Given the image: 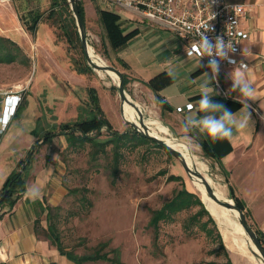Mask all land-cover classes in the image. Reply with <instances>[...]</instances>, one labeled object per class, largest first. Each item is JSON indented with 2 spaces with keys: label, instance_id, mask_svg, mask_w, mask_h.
I'll list each match as a JSON object with an SVG mask.
<instances>
[{
  "label": "rangeland",
  "instance_id": "obj_1",
  "mask_svg": "<svg viewBox=\"0 0 264 264\" xmlns=\"http://www.w3.org/2000/svg\"><path fill=\"white\" fill-rule=\"evenodd\" d=\"M80 1L85 8L90 45L105 63L123 71L122 66L114 61L113 52L107 48L105 31L97 19L96 9L101 4L98 0ZM62 4L63 0H0V36L15 42V45L7 41L0 45V90L21 89V99L13 116L15 125L20 127L2 146L4 164L1 172L11 173L17 161L27 157L31 146L40 142L36 145L33 163L25 173L27 186L32 185L37 175L46 176L41 198L34 202L36 211L46 227L47 208L52 207L53 219L64 245L77 253L84 252V246L92 248L99 242L109 241L111 248H119L126 264H228L227 253L215 234L209 235L208 230L200 229V223L195 221L192 224L195 233L190 234L186 229L185 224L197 207L183 210L175 215L174 220L161 223L157 243L163 252H156L155 231L149 226L152 211L160 208L182 187L181 181L170 180L169 176H182L187 188L202 197L196 181L163 147L151 142L127 141L119 146L111 142L102 152L92 143L70 146L63 135H57L51 143H43L42 137L47 131L58 130L61 123L88 116L90 87L96 89L105 116L114 130L125 132L132 128L124 111L122 113L117 82L112 75L90 68L82 75L73 71L88 62L77 34L70 44L64 37L59 24L65 16L69 21L71 6L68 3L66 10ZM53 9L58 13L54 26L53 18L47 19ZM31 13L43 15L36 34L25 24ZM7 52L12 53L13 61L8 60L12 55ZM128 80L127 91L138 103L146 126L149 121L166 126L167 134H159L165 138L178 137L166 139L188 157L194 156L195 160L191 159L199 168L198 162H205L207 168L202 170L203 173L211 177L215 189L227 196L228 188L219 180L217 170L209 165L198 146L174 128L155 95L142 82ZM132 112L133 119L140 121V114ZM35 120L37 131L31 134L30 128ZM106 133L105 127L99 138L105 140ZM37 136L40 141L29 142ZM116 150L121 155L119 176L113 183ZM213 216L233 264H254L250 256L257 262L247 246L249 240L238 219L227 217L230 221L224 226L220 223V216ZM203 220L207 221V217L204 216ZM249 222L252 225V220ZM208 228L213 230L209 221ZM242 239H246L248 253L241 252ZM82 242L84 245L78 246Z\"/></svg>",
  "mask_w": 264,
  "mask_h": 264
},
{
  "label": "crops",
  "instance_id": "obj_2",
  "mask_svg": "<svg viewBox=\"0 0 264 264\" xmlns=\"http://www.w3.org/2000/svg\"><path fill=\"white\" fill-rule=\"evenodd\" d=\"M98 1L101 6L96 9V14L103 29L100 9L118 13L125 33H134L128 43L118 51L110 47L106 37L107 48L113 52L114 61L122 66V72L130 79L142 82L155 97L160 95L166 100L171 109L164 112L170 123L184 138H188L189 142L201 149L209 165L217 170L219 180L227 188L229 185L233 187L249 210L252 224L264 234V0H229L252 5L251 12L240 23L241 29L248 34L241 41V57L248 63L249 68L227 66L220 80L228 95L223 96L220 93L215 81L210 85L209 92L212 100L221 96L226 100L240 102L241 107L232 113L237 120L248 113L249 120L244 129L233 127L231 139L213 141L217 152H224L222 157H207L204 154L202 145L207 135L199 128H193L186 133L182 127L186 119L198 120L204 115L199 111L198 101L201 85L206 79L204 73L208 72L211 76L205 60L189 55L179 38L164 24L146 19L123 6L113 4L110 0ZM83 10L86 15L84 5ZM73 71L77 72L74 69ZM237 73L243 76L242 87L251 90L250 97L240 96L238 88L232 91L233 79ZM189 104H193L192 109L178 111L179 107L186 108ZM4 107V97L0 96V117L4 116ZM15 122L16 119L12 118L6 131L0 133V192L4 180L16 170L18 164L17 161L11 173L1 172L4 164L2 146L19 131L20 126L15 125ZM7 131L9 133L5 136ZM36 131L35 120L30 133L34 134ZM38 139L39 136L33 137L29 142L35 143ZM202 163L207 168V164ZM46 182V176L39 174L32 181V185L37 186L43 193ZM28 187L29 185L27 189ZM34 202L23 194L13 207L8 204L0 205V264H77L61 254L49 240L36 235L34 221L38 213Z\"/></svg>",
  "mask_w": 264,
  "mask_h": 264
},
{
  "label": "trees",
  "instance_id": "obj_3",
  "mask_svg": "<svg viewBox=\"0 0 264 264\" xmlns=\"http://www.w3.org/2000/svg\"><path fill=\"white\" fill-rule=\"evenodd\" d=\"M68 0H63L62 8L68 10ZM79 7L81 16L86 22L83 4L79 0ZM69 21L68 16L63 18V22L60 25L64 30V37H66L68 43L70 44L76 34L78 36V40L80 43L79 33L77 29V25L75 22V18L72 15V12H69ZM100 20L104 26L106 37L110 47L114 51H118L123 48L129 41V39L134 35V33H125V28L122 26L121 16L116 13L105 9L99 10ZM43 15L31 13L28 15V19L25 22L26 27L33 33L36 34L38 30L39 23L42 20ZM58 13L53 10L50 11L47 19L51 20L54 26V23H57ZM54 22V23H53ZM76 31V32H75ZM9 42L15 45L13 40L9 38H4L0 36V45L3 42ZM81 45V43H80ZM82 47V46H81ZM83 51V48H82ZM8 55H12L11 52H7ZM84 53V52H83ZM8 56V57H9ZM85 56V55H84ZM13 55L8 58L9 61H13ZM89 68L93 71V68L86 64L81 68L75 67V70L82 74L89 71ZM124 75V84L127 87L129 82V77L127 74ZM153 82V81H152ZM150 82V83H152ZM89 99H90V108L88 110V116L80 117L78 120L69 123H61L58 127V130L54 129L52 131H47L43 137V143H51L53 139L57 135H63L70 146H83L86 143H92L97 146L100 151H105L106 147L109 143H115V145L126 143L127 141H135V142H151L154 145L158 146L152 139L146 138L139 134L136 131H125L119 132L113 129L112 124L105 116V112L100 104L99 96L95 88L90 87L88 89ZM156 99L159 101L162 111L167 109H171L166 100L160 95L156 96ZM214 102L222 104L227 110L230 112H234L241 107V103L235 100H226L223 97H215ZM102 127H106L107 137L105 140H101L99 138L102 135L100 129ZM40 141V140H38ZM40 142H36L27 152V157L24 159H20L17 164L16 170H14L6 179L4 186L0 192V205H10L13 207L18 199L26 192L27 190V175H25L26 171L31 167L34 155L36 152V145ZM204 154L207 157H222L224 152H217L216 147L214 146L213 140L211 137L207 135L206 141L202 145ZM120 152L118 150L115 151V163L113 165V183H116V180L119 176V165H120ZM170 180H179L182 183V187L175 193V195L168 201H166L160 208L154 209L152 211V216L149 222V226L155 231V246L156 252L160 251L161 248L158 247V237H159V229L162 222L172 221L175 218V215L183 210H189L193 207H197V211L190 217L189 222L185 224L186 229L190 234L195 233L192 229L193 222L200 223V229L208 230L207 233L209 235L215 234L221 243L222 249H224L227 253L228 264H233L232 259L223 244L222 235L217 227L216 221L213 216L210 214L209 210L205 207V204L202 202L201 196L197 193L190 191L184 183L182 176H177L175 174H171L169 176ZM229 193L235 199L236 203L239 207L245 212L248 220H251V214L249 210L246 208L244 202L236 195L233 187L229 185ZM44 212V209H42ZM47 216L46 219L48 221V225L45 227L42 224V220L38 215L34 221V231L38 237H44L49 240L51 244L57 247L59 252L65 256H67L70 260L74 261L77 264H85L87 262H97V261H106L108 264H126L120 255L119 248H111L109 241L99 242L95 247L87 248L84 246L85 250L82 253H77L75 249H68L63 241L58 229L56 222L53 219L52 207L47 208ZM38 213V212H37ZM204 216L207 217V221H204ZM208 221L213 224V230L208 228ZM252 227L257 231L259 238L264 245V234L263 232L252 224ZM84 242L78 244V246H83ZM163 252V250H161Z\"/></svg>",
  "mask_w": 264,
  "mask_h": 264
},
{
  "label": "built area",
  "instance_id": "obj_4",
  "mask_svg": "<svg viewBox=\"0 0 264 264\" xmlns=\"http://www.w3.org/2000/svg\"><path fill=\"white\" fill-rule=\"evenodd\" d=\"M4 1V0H3ZM117 6H123L142 17L164 24L182 42L185 51L191 55L205 60L207 65L212 57H200L198 41L199 33H205L209 42L215 43L216 37H221L225 43L233 45V51L228 53V58L218 61V72L215 83L223 96L228 92L224 89L220 76L227 66L236 65L248 69V63L241 57V41L248 37L241 27V19L252 10V5L247 3L231 2L229 0H110ZM209 68V67H208ZM211 71V69L209 68ZM20 90H0L4 97V116L0 117V133L6 131L13 118L16 107L21 99ZM189 105L192 107L190 108ZM179 107L178 111L192 109L193 104Z\"/></svg>",
  "mask_w": 264,
  "mask_h": 264
},
{
  "label": "water",
  "instance_id": "obj_5",
  "mask_svg": "<svg viewBox=\"0 0 264 264\" xmlns=\"http://www.w3.org/2000/svg\"><path fill=\"white\" fill-rule=\"evenodd\" d=\"M68 2L71 6L72 15L75 18V22H76L78 33H79L80 43H81V46L83 48V52H84V55H85V58H86L88 64L93 68V70L105 71L108 74H110L112 72L116 75L117 80L116 79L115 80L117 82V89H118V93H119V96L121 99L122 113H123L124 103H128V104H130V106H132V108H134L140 114L139 124L132 123L129 120L127 121L132 126L131 131H136L139 134H141L142 136L149 138V139H152L158 146L166 149L170 154H172L175 158H177L179 160V162L182 164L185 172L188 174V176L191 179H194V180L196 179L197 181H199L204 186V189H205L207 196L215 204L237 213L238 221L241 224L242 228L244 229V233L246 234V236L250 242V246H248L250 251L255 256V258L257 259V261L259 263L264 264V245L262 244L257 231L250 224L248 218L246 217L245 212L239 207V205L236 203L235 199L230 195L229 190H228L227 196H222L215 189V187L211 184L210 180L202 172V170L197 166V164L194 162L190 163L188 161V158H187V155L185 154V152H183L182 150L177 149L174 146H172V144H170L168 142V140L166 139V138L179 139L178 137H166V138L160 137L148 129V127L144 123L143 114H142L140 108L138 107V103L133 98H130L128 96L130 94L128 93L127 87L124 84L123 72L114 65H110L108 63L100 64L97 61H95L94 58H92L90 56L89 47L91 45L89 43L86 22L84 21V19L81 16L80 7H79V0H68ZM104 128L105 127H102L100 129V132H103ZM127 131H129V130H127ZM201 199H202V197H201ZM202 202L205 204L203 199H202ZM205 207H206V205H205ZM206 208H207V210H209L208 207H206ZM209 212H210V210H209Z\"/></svg>",
  "mask_w": 264,
  "mask_h": 264
},
{
  "label": "clouds",
  "instance_id": "obj_6",
  "mask_svg": "<svg viewBox=\"0 0 264 264\" xmlns=\"http://www.w3.org/2000/svg\"><path fill=\"white\" fill-rule=\"evenodd\" d=\"M209 25L206 26V31L199 33L200 39L197 42L199 45L200 57H212L210 59L208 67L211 69V76L208 72H205L206 77L204 83L201 85V96L198 101L199 111L204 113L198 120L188 118L183 122V129L185 132L191 131L193 128H199L202 133H205L213 141L231 139L233 135V127L237 129H244L247 126L249 120V114L247 113L242 119L237 120L232 112L227 110L222 104L213 102L212 95L209 92L210 85L216 80V74L218 72V61L215 58L224 60L228 58V53L233 51V45L228 41H225L221 37H216L215 43H211L208 40L205 33L209 31ZM191 55V51L188 53ZM243 76L237 73L233 79L232 91H236L237 88L240 91V96H251L252 92L248 88L242 87ZM191 108L192 106L189 105ZM247 107V105H246ZM25 197L33 201L37 200L41 196L40 189L35 186H29L24 193Z\"/></svg>",
  "mask_w": 264,
  "mask_h": 264
},
{
  "label": "bare ground",
  "instance_id": "obj_7",
  "mask_svg": "<svg viewBox=\"0 0 264 264\" xmlns=\"http://www.w3.org/2000/svg\"><path fill=\"white\" fill-rule=\"evenodd\" d=\"M89 53H90V55H91V57L92 58H94V60L95 61H97L98 63H100V64H106L104 61H103V59L96 53V51L93 49V47L92 46H90L89 47ZM116 80H117V78H116V75L114 74V73H110ZM129 97H130V95H128ZM131 98V97H130ZM132 110L136 113V114H138V111H136L134 108H132V106H130V104H128V103H124V106H123V111H124V114H125V116H126V119H127V121L129 120V121H131L132 123H136V124H139V121H137V120H135V119H133V116H134V113L132 112ZM148 126V129L151 131V132H153L154 134H156V135H158V136H160V137H163L164 135H166L167 134V131H168V129H167V127L166 126H164V125H162V124H159L158 122H150L149 121V124L147 125ZM157 131V132H155V131ZM162 134V135H160V134ZM165 138V137H164ZM168 140V139H167ZM168 142L170 143V144H172L169 140H168ZM172 146H174L173 144H172ZM175 147V146H174ZM176 148V147H175ZM178 149V148H177ZM192 156V155H191ZM188 157L187 156V158H188V161L190 162V163H192L193 162V160H195V157L193 156V157ZM193 160H192V159ZM198 165L201 167V170H203V169H205L206 168V166L205 165H203V163L201 162V163H199L198 162ZM203 172V171H202ZM206 175V174H205ZM207 176V178L210 180V182H211V184H213V180L211 179V177L210 176H208V175H206ZM195 181H196V183H197V185H198V187H199V189L202 191V199L204 200V202H205V204L207 205V207H208V209L211 211V213H212V215L213 214H215V215H218V216H220L221 218H220V223H222L224 226H227L226 224V222L227 221H230L229 219H227V217H231L232 219H238L237 218V213H235L234 211H231V210H228V209H226V208H223V207H221V206H219V205H217V204H215L208 196H207V194H206V192H205V189H204V186L199 182V181H197L196 179H195ZM217 190V189H216ZM222 196H224L223 194V192H221L220 190H217ZM236 221V220H235ZM240 227V226H239ZM243 229V228H242ZM241 230V229H240ZM243 232H244V229H243ZM245 234V233H244ZM246 235V234H245ZM243 240V243H244V246L243 247H241V252L242 253H248V248H247V246H250V242L248 241V243H247V246H246V239H242ZM250 259H251V261L254 263V264H262V263H259L258 261L256 262L255 260H254V258L252 257V256H250Z\"/></svg>",
  "mask_w": 264,
  "mask_h": 264
}]
</instances>
